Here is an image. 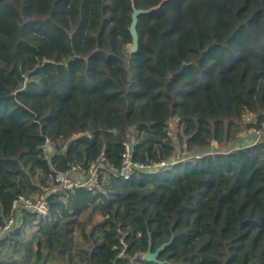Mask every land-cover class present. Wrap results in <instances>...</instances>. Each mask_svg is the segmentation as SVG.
<instances>
[{"label": "trees", "instance_id": "16d2710c", "mask_svg": "<svg viewBox=\"0 0 264 264\" xmlns=\"http://www.w3.org/2000/svg\"><path fill=\"white\" fill-rule=\"evenodd\" d=\"M263 118L264 0H0V264H264Z\"/></svg>", "mask_w": 264, "mask_h": 264}, {"label": "built area", "instance_id": "2783aa9c", "mask_svg": "<svg viewBox=\"0 0 264 264\" xmlns=\"http://www.w3.org/2000/svg\"><path fill=\"white\" fill-rule=\"evenodd\" d=\"M254 118L255 116L253 114V118L249 120V122H254L253 120ZM250 131L256 133L259 136L264 131V118L260 123V127L252 125ZM124 146H125V151L122 155L120 175L125 179L130 178L134 173H136L137 170L154 169L165 164L164 161L155 164H148V165L139 161H134L132 157V150L130 143L124 142ZM103 152L104 149L102 150L101 154H103ZM104 159H105L104 156H102L101 160ZM79 169H80V165L71 164L66 171H56L53 178L56 182L60 184V187L64 189H74L82 185H86L88 189H92L93 187L98 185L99 183L98 168L90 170V174L82 179H78V177L74 178V174H76ZM19 201L24 203L27 207L31 208L33 211L38 212L39 214L42 215L48 214L49 204L43 197L33 200L27 198L24 195H19L17 199L14 201L13 206L15 207L17 202ZM15 220H16V215L11 214V216L5 221V223L2 226H0V236L4 235L7 231H9L12 228V226L15 223ZM122 243L124 244V246H126V243L123 240ZM145 255L146 253L142 254L141 258L145 259Z\"/></svg>", "mask_w": 264, "mask_h": 264}, {"label": "water", "instance_id": "95a60500", "mask_svg": "<svg viewBox=\"0 0 264 264\" xmlns=\"http://www.w3.org/2000/svg\"><path fill=\"white\" fill-rule=\"evenodd\" d=\"M148 10L144 9H134L133 15H132V21L130 24V32L133 38L132 42V51H136L138 49V41H139V34H138V29H137V24H138V16L140 13H144ZM167 243L162 244L157 248L156 251H152L151 249V240H149V247L146 251L145 255V260L147 261H157V255L158 253L165 247Z\"/></svg>", "mask_w": 264, "mask_h": 264}, {"label": "rangeland", "instance_id": "374dc122", "mask_svg": "<svg viewBox=\"0 0 264 264\" xmlns=\"http://www.w3.org/2000/svg\"><path fill=\"white\" fill-rule=\"evenodd\" d=\"M253 118V114L252 113H247L246 115H245V117H244V121L245 122H249V120H251ZM170 127L173 129L174 127H175V122L174 121H172L171 123H170ZM213 146H217V143L216 142H213ZM47 148V147H46ZM182 159V158H181ZM76 177H78V179H82V178H84L82 175H78V176H76Z\"/></svg>", "mask_w": 264, "mask_h": 264}, {"label": "bare ground", "instance_id": "6f19581e", "mask_svg": "<svg viewBox=\"0 0 264 264\" xmlns=\"http://www.w3.org/2000/svg\"><path fill=\"white\" fill-rule=\"evenodd\" d=\"M153 170H155V169H153Z\"/></svg>", "mask_w": 264, "mask_h": 264}]
</instances>
